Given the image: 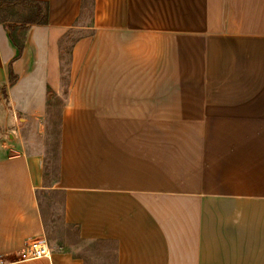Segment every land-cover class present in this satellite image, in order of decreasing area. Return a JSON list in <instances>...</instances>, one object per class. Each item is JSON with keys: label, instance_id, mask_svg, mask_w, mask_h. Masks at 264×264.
<instances>
[{"label": "crops", "instance_id": "1", "mask_svg": "<svg viewBox=\"0 0 264 264\" xmlns=\"http://www.w3.org/2000/svg\"><path fill=\"white\" fill-rule=\"evenodd\" d=\"M35 1L0 20V264H264V0Z\"/></svg>", "mask_w": 264, "mask_h": 264}, {"label": "trees", "instance_id": "2", "mask_svg": "<svg viewBox=\"0 0 264 264\" xmlns=\"http://www.w3.org/2000/svg\"><path fill=\"white\" fill-rule=\"evenodd\" d=\"M89 2H91V9L89 11V15L90 17H92L94 0H84L83 6L84 8H87L89 6ZM19 6L28 10V15L26 16V18L20 21L22 25H47L49 24L50 6L47 2H41V1H35V0H0V13L2 11H5L7 7H19ZM0 20L2 22L10 21L3 17L2 18L0 17ZM77 33L78 32L76 31H70L61 40V49L64 52L62 59L65 60V63L67 65L70 62L71 52L73 50L74 45L84 36V34H81L82 32L79 33V36L77 35ZM69 43H70V47L67 46V44ZM14 80H15L14 76L11 75V83H13ZM58 101H60V98H57V102ZM54 171H55V175L58 176L59 166H55ZM45 220L47 221V218H45ZM45 227L47 228V231H48V226L46 225ZM47 240H50V239L48 238Z\"/></svg>", "mask_w": 264, "mask_h": 264}, {"label": "rangeland", "instance_id": "3", "mask_svg": "<svg viewBox=\"0 0 264 264\" xmlns=\"http://www.w3.org/2000/svg\"><path fill=\"white\" fill-rule=\"evenodd\" d=\"M28 15V10L22 8L21 6L19 7H7V9H5V11H2L0 13V17L2 18H6L10 21H14V22H20L22 20H24L26 18V16ZM90 15L89 12L87 10V14H86V18L84 19L86 23L90 22ZM82 34V33H81ZM77 35L79 36V33H77ZM67 46L70 47V43L67 44ZM55 103V101H53ZM57 104V108L56 109H60L63 101H56ZM57 123L54 122L53 124V129L54 132L52 133V138H48L47 137V141L45 142L44 140V147H45V151L47 154V158L50 161V166H47V170H53V168L55 166H52L53 163L56 162L57 160V154H58V136H56V132H57ZM61 197L62 194H51V195H46V198H50V199H54L53 202H55V200L58 201L57 205H53V208L49 207L48 203L44 204L45 206V212L48 214V238L51 239L50 241H53L56 239V229L55 228H60L61 227V214H62V206H61ZM54 220V222L52 221ZM52 221V222H51ZM48 241V240H47Z\"/></svg>", "mask_w": 264, "mask_h": 264}, {"label": "built area", "instance_id": "4", "mask_svg": "<svg viewBox=\"0 0 264 264\" xmlns=\"http://www.w3.org/2000/svg\"><path fill=\"white\" fill-rule=\"evenodd\" d=\"M50 257L51 248L46 238L33 240L27 244L24 252L21 254L22 260H35Z\"/></svg>", "mask_w": 264, "mask_h": 264}]
</instances>
